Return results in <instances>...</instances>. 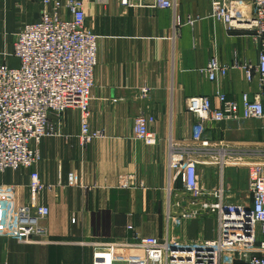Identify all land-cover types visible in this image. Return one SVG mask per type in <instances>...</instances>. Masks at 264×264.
Masks as SVG:
<instances>
[{"label":"crops","instance_id":"1","mask_svg":"<svg viewBox=\"0 0 264 264\" xmlns=\"http://www.w3.org/2000/svg\"><path fill=\"white\" fill-rule=\"evenodd\" d=\"M79 1L85 27L97 37L89 109L90 128L101 131L102 137L82 146L79 113L67 109L52 118L58 135L44 138L39 146L37 172L47 186L43 192L31 195L27 170L0 173V264H93L95 243L162 239L170 234L186 244L214 238V214L200 213L168 228L167 208L172 217L198 209L190 205L181 180L169 200L166 192L170 145H199L192 140L196 119L186 111L185 101L204 96L219 107L217 93L238 104L245 94L250 102L258 98L264 108V81L254 71L259 48L248 31H227L215 21L211 0H177L175 12L128 9L120 0ZM42 10V0H0V63L18 66L11 56L15 36L23 25L39 21ZM58 13L70 16L64 8ZM188 17L194 20L192 25L187 24ZM211 58L227 66L225 78L211 81L203 73ZM246 70L252 73L249 82ZM141 88L150 89L144 100L139 97ZM139 114L154 118L148 126L156 138L153 145L134 138L133 120ZM205 136L209 146L250 155L264 150V119L207 122ZM214 160L201 157L198 166L211 190L218 185ZM244 160L264 162L258 156ZM243 172L247 180L241 166H228L223 172L224 187L234 202L247 197ZM70 175L73 186L68 185ZM126 176L135 186L120 187ZM203 199L215 202L213 197ZM37 206L48 209L38 220L41 232L33 244L19 243L14 238L17 210L28 207L34 216ZM209 217L215 223L211 231L206 228Z\"/></svg>","mask_w":264,"mask_h":264},{"label":"built area","instance_id":"2","mask_svg":"<svg viewBox=\"0 0 264 264\" xmlns=\"http://www.w3.org/2000/svg\"><path fill=\"white\" fill-rule=\"evenodd\" d=\"M120 1L128 9L175 12L177 6V0ZM42 5L39 21L23 25L15 36L11 56L18 61V66L0 63V173L19 169L29 171L28 189L35 197L47 188L37 172L40 143L59 133L52 118L59 117L67 109H76L80 144L86 147L102 137L101 131L90 128L89 103L97 65V37L85 27L82 2L42 0ZM210 5L211 16L227 31L251 34L259 48L254 71L264 81V0H211ZM62 8L69 12L68 19L58 13ZM193 23L194 20L188 17L187 24ZM227 71V66L211 58L203 73L213 81L217 76L225 78ZM245 74L247 81H251V71L246 70ZM149 93V88H141L140 99H146ZM215 98L219 107H213L210 98L204 96L185 101L186 111L196 119L192 140L199 145L194 148L170 145L166 188L169 200L174 185L181 180L190 205L198 208L173 217L167 208L169 230L183 220L196 219L200 213L214 214L215 237L192 244H186L172 234L162 239L136 237L134 242L95 243L92 244L95 250L93 264H264V162L244 160L248 156L264 160V150L249 155L209 146L205 136L207 122L263 120L264 108L258 98L250 102L245 94L241 104L226 100L219 93ZM153 122L151 116L137 115L133 120L134 138L153 145L156 138L148 127ZM201 157L214 158L218 168V185L209 194L203 193L201 186L198 172ZM228 166H241L247 170V197L239 202H234L224 187L223 172ZM74 184L70 175L68 185ZM119 185L130 188L135 183L133 178L126 176ZM207 197H213L215 202L203 199ZM35 209L34 216L28 207L17 210L14 238L19 243L33 244L35 236L41 232L38 220L48 214V209L44 206Z\"/></svg>","mask_w":264,"mask_h":264},{"label":"rangeland","instance_id":"3","mask_svg":"<svg viewBox=\"0 0 264 264\" xmlns=\"http://www.w3.org/2000/svg\"><path fill=\"white\" fill-rule=\"evenodd\" d=\"M203 162H201V164H202ZM246 172V171H245ZM245 172H243V177H242V182H243V188H245L244 189V191H246L247 190V180H246V173ZM245 176V177H244ZM201 181H202V183H201V186H202V188H203V193H205V194H209V193H211L212 192V188L211 189H207V186H205L206 185V181H207V178H206V174L205 173H203L202 174V179H201ZM204 184V185H203ZM203 219H205V218H203ZM213 223H214V217H209L208 219H207V221H206V228L208 229V231H211L212 230V228H213ZM215 224V223H214ZM204 239H202V240H197V241H193V242H191L190 244H192V243H198V242H201V241H203Z\"/></svg>","mask_w":264,"mask_h":264}]
</instances>
